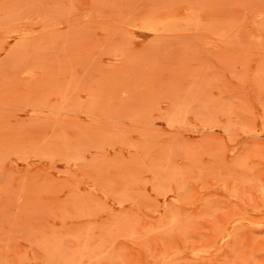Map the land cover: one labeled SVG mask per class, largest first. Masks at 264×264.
<instances>
[{
    "label": "rangeland",
    "instance_id": "obj_1",
    "mask_svg": "<svg viewBox=\"0 0 264 264\" xmlns=\"http://www.w3.org/2000/svg\"><path fill=\"white\" fill-rule=\"evenodd\" d=\"M0 264H264V0H0Z\"/></svg>",
    "mask_w": 264,
    "mask_h": 264
}]
</instances>
